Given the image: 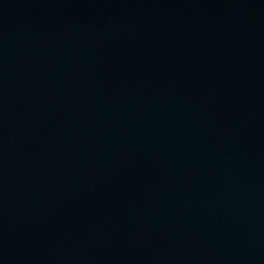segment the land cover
<instances>
[{
	"label": "water",
	"instance_id": "obj_1",
	"mask_svg": "<svg viewBox=\"0 0 264 264\" xmlns=\"http://www.w3.org/2000/svg\"><path fill=\"white\" fill-rule=\"evenodd\" d=\"M219 264H264V0H240L236 124Z\"/></svg>",
	"mask_w": 264,
	"mask_h": 264
}]
</instances>
